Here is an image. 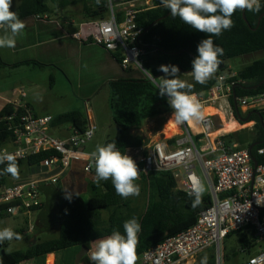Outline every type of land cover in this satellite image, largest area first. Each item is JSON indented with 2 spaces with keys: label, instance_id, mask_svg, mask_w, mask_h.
<instances>
[{
  "label": "trees",
  "instance_id": "trees-1",
  "mask_svg": "<svg viewBox=\"0 0 264 264\" xmlns=\"http://www.w3.org/2000/svg\"><path fill=\"white\" fill-rule=\"evenodd\" d=\"M54 3L59 9L80 3L84 23L92 19H106L108 15V0H100L99 3L97 0H54ZM52 12H54L53 9L42 0H22L17 15L19 18L30 15L43 17L50 16ZM244 14L246 19H244ZM231 19L234 26L230 30H224L221 35L211 37L214 45L224 50V54L220 57L222 62L220 68L222 69H218L216 76H225L226 84L234 83L229 103L236 120L244 125L243 120L252 114L248 123L255 122V125L253 131L245 128L224 135L223 140L229 146L237 142L241 149L263 142L254 147L252 154L259 164H264V155L257 153L258 149L264 147V128L260 120L263 113L257 115L248 111L247 115H244L239 102L240 98L264 93V3L261 4L258 13L238 10ZM137 24L145 31L140 40L143 66L145 70L151 71L154 77L165 75L158 70L161 65L177 66L180 73L191 72L192 61L198 56V45L204 39L209 38L208 34L194 30L179 17L173 18L170 10L163 7L160 0H155L153 8L138 15ZM255 54H263V56L245 66L236 75L229 69L230 60ZM115 56L121 63L123 53L117 51ZM0 64H3L1 57ZM26 64L44 66L36 61ZM187 84L192 85L189 94H195L201 98L217 84V79L213 78L204 85L197 82ZM108 86L109 107L113 115L116 134L107 138L104 146L114 143L117 150L125 155L130 149L145 147L146 139L134 134L133 131L141 129L149 119L173 113L174 110L168 103V97L161 96L158 86L147 76L141 79L114 80L109 82ZM184 91L189 90L185 88ZM12 111L13 108L8 107L0 112V153L1 149L14 139L11 130L12 122L6 118L13 114ZM21 112L22 109L18 108L14 113ZM67 124H72L74 129L82 133L89 127L87 116L79 111L67 112L54 117L51 126L61 127ZM51 154L42 152L26 160L17 161L20 174H24L23 168L39 166ZM5 167L6 163L0 164V172ZM9 177H11L10 174H0V187L9 186L7 184ZM134 183L139 185L140 191L144 194L143 208L135 204L132 197L124 199L118 196L111 179L101 180L99 184L93 183L92 196L88 200L77 194L71 195L69 200L66 198L67 195L60 191L58 236L51 240L38 242L26 251L9 252V241H4L0 243V246L4 247L6 255L0 258V264H23L31 260L38 261L49 254L70 248H78L81 251L83 246L93 251L95 249L93 242L107 238L114 231L126 235L123 225L133 218L141 225L136 246V256L139 259L146 251L192 227L199 213L208 209L212 204L211 196L200 195L199 203L194 207L196 196L179 190L178 183L170 171L143 173L140 180ZM45 206L46 203H43L42 207L31 211H40ZM7 208L8 206L0 208V221L11 217ZM14 232L21 237L26 231L20 229ZM233 236H236L242 251L250 252L251 248L256 246L254 232L251 230L231 233L227 238ZM236 254L237 252L234 256ZM200 257L202 258L201 264H216L214 254L200 255ZM86 261L87 257H84L81 262L86 263Z\"/></svg>",
  "mask_w": 264,
  "mask_h": 264
},
{
  "label": "built area",
  "instance_id": "built-area-1",
  "mask_svg": "<svg viewBox=\"0 0 264 264\" xmlns=\"http://www.w3.org/2000/svg\"><path fill=\"white\" fill-rule=\"evenodd\" d=\"M115 1L108 0L106 19L89 20L82 24V28L88 31L93 43L113 53L121 51V64L125 69L135 66L146 75L140 48L145 31L138 26L137 17L153 8L155 0H120L119 5L114 4ZM263 3L264 0H260V4ZM43 18L48 19V16ZM81 36L79 32L75 38L81 39ZM225 79L217 82L203 97H197L200 105L215 103L224 97L229 101L234 83L226 84ZM239 102L248 111L263 113L264 125V93L240 98ZM20 109L21 113L6 117L12 122L14 139L1 149V153L15 154L16 161H22L47 152L52 154L37 167L64 171L73 163H81L85 173L95 170L93 152L86 151L88 143L94 139L95 127L90 126L83 133L74 129L69 138L60 139L49 131L52 117H37L27 106ZM231 116L234 117L233 110ZM197 122L199 133L186 122L180 124L182 132L177 137L130 149L126 153L138 166L139 180L143 173L170 171L178 189L189 195L195 196V188L202 187L203 180L211 188L212 204L199 213L196 223L146 251L142 256L143 264H186L213 248L218 264L221 247L227 237L231 233L249 230L254 232L259 250L246 264H264V164L256 166L248 148L227 145L223 135L216 130L214 115H205ZM257 153L264 155V147ZM59 180L60 176L56 175L0 187V208L8 206L10 215L40 208L43 205L41 186L45 183L57 184Z\"/></svg>",
  "mask_w": 264,
  "mask_h": 264
},
{
  "label": "crops",
  "instance_id": "crops-1",
  "mask_svg": "<svg viewBox=\"0 0 264 264\" xmlns=\"http://www.w3.org/2000/svg\"><path fill=\"white\" fill-rule=\"evenodd\" d=\"M20 5L21 1L18 3L17 11H14L17 14L19 13ZM57 9L58 11L61 10L59 8L53 9L54 12H52L50 16L48 15V19L43 17L38 18L39 15H30L19 18L26 24V27L22 35L16 37V46L14 48H0V57L3 62V64H0V68L2 70H13L17 72V75L22 71L30 73V79L25 78L24 82H19L18 80L15 81L12 86L11 98L5 96L3 91L0 90V112L4 108L12 107V112L14 113L16 109L27 106L37 117H56L54 112H36L34 109L33 101L36 100L34 95L39 90L41 84H47V80L40 78L34 79L32 74L34 72L44 73L49 71L52 85H50L48 90H54V92H56L61 98H65L66 96L69 99V106L65 107L66 112H60V114L72 111L84 113L83 110L85 107L92 105L93 108L86 112L87 115L85 113L84 114L88 116V126L95 127L96 133L97 128L101 129L103 125L101 126L99 122L102 120V117L95 112L94 104L99 99V96L107 90V108L110 110V91L108 83L122 78L141 79L145 77V74L135 66L125 69L119 60H117L115 56L116 53L110 52L91 41L88 31L85 28H82V24L84 23L83 19L80 20L81 26L80 29H78L73 26L74 21L76 20L71 18L69 15L62 16ZM79 32L82 33L81 39L75 38V35ZM248 57L249 56L246 58ZM35 61L42 63L44 66L38 67L32 64H26L27 62ZM253 61H249L247 65ZM229 69L234 75L239 72L234 71V69L230 66ZM188 73L184 74L192 77ZM56 81L60 84L59 90L53 86V84H56ZM97 104L100 107H103L104 102L100 103V101H98ZM58 105L64 106V100L59 101ZM209 108L213 109V106L205 108V111ZM205 111H202L203 114ZM216 111L222 113L219 110ZM254 113L258 115L257 112ZM60 114H57V116ZM110 118L114 123L111 110ZM246 119L243 121H246ZM190 123L196 127V133H199L200 128L198 127V122L194 120ZM252 124L255 125V122H252ZM73 130L74 128L72 124H67L61 127L50 126L49 131L57 138L67 139L70 137ZM229 132L232 133L237 131L232 130ZM227 134L222 135L224 136ZM234 145L240 146L237 142H235ZM87 147L86 151H95L90 150ZM247 148L249 149L250 147ZM56 175L60 176V180L57 184L45 183L41 186V196L44 195L47 202L46 206L40 210L42 213L40 214L37 223L35 225L31 224V228L27 231L25 230L26 232L20 237V239H16V241L26 240L30 243L26 250L33 247L38 242H42L41 235L43 233L53 229L54 231L55 229H59L57 218L59 212L58 206L61 200L60 191H62L64 195L77 194L84 197V194H87L89 198L92 196L91 186L96 182L95 170L92 173H85L81 163H73L64 171L58 168L49 170L39 167L26 168L24 174L22 173L19 178L12 181V183L8 185L11 186L32 180L49 179ZM17 216L18 215H11V217L1 220L4 224L0 227V229L13 228L12 230L15 231V227H11L8 220ZM23 216L27 217L28 222L30 223L29 213H25ZM8 243L10 246L11 242ZM79 252L80 250L78 248H70L64 251L49 254L45 258L38 261L31 260L23 264H76L75 260ZM85 257H87L86 263L80 262V264H94L89 254ZM136 264H143V259H137Z\"/></svg>",
  "mask_w": 264,
  "mask_h": 264
},
{
  "label": "clouds",
  "instance_id": "clouds-1",
  "mask_svg": "<svg viewBox=\"0 0 264 264\" xmlns=\"http://www.w3.org/2000/svg\"><path fill=\"white\" fill-rule=\"evenodd\" d=\"M100 0H97L99 3ZM13 0H0V48H14L16 37L22 35L26 24L21 21L16 12L12 11ZM163 7L171 12L173 18L179 17L186 25L194 30L208 34L198 45V56L192 61L190 74L194 80L204 85L209 80L216 78L218 83L224 80V76L217 77L220 68V57L224 54L223 48L214 45L212 36H219L224 30H230L234 26L231 17L236 11H252L258 13L261 9L260 0H160ZM165 75L155 78L151 71L144 70L151 78L158 81L161 96L167 95L168 103L174 110L169 122L177 125L200 121L203 119L201 105L195 94H189L191 84H186L180 79V69L174 65H161L158 69ZM187 88L189 91H184ZM95 164V178L97 184L101 180L111 179L116 194L124 199L139 196L140 187L136 183L140 171L136 162L129 156L117 150L114 143L106 146L97 145L91 154ZM6 167L0 174H10L18 177L19 169L16 155L12 153H0V164ZM202 187L195 188L194 207L199 203ZM71 199V195L66 196ZM9 211H12L11 209ZM126 235L114 231L105 239L93 242L95 250L89 255L94 264H136V246L141 225L133 218L123 225ZM20 239V236L11 228L0 229V243Z\"/></svg>",
  "mask_w": 264,
  "mask_h": 264
},
{
  "label": "rangeland",
  "instance_id": "rangeland-1",
  "mask_svg": "<svg viewBox=\"0 0 264 264\" xmlns=\"http://www.w3.org/2000/svg\"><path fill=\"white\" fill-rule=\"evenodd\" d=\"M22 2V0H13L12 3V11H17L18 9V3ZM45 3H47L50 8L55 9V3L53 0H42ZM120 0H116L114 2V4L119 5ZM80 4V3H79ZM70 5L66 8H61V10L57 11L63 15H69L71 16V18H73L74 20V27H77L78 29H80L81 26V21L82 18V5ZM118 9V8H116ZM263 54H255V55H250L248 58L246 57H240V58H235L232 59L228 62V65L234 69V71H240L244 66H246L249 61H253L255 59H258L259 57H262ZM33 78L34 79H45L47 80V84H41L39 90L37 91V93H35V101L34 102V109L36 112L39 111H49V112H54L55 116H57V114H60V112H66V108L69 106V99L68 97L65 96V98H61L56 92H54V90H48V88L50 87V85H52L51 80H50V76H49V71L44 72V73H39V72H34L33 74ZM186 77V78H183ZM25 78L30 79V73L29 72H20V74L17 75V72L13 71V70H2L0 68V90L3 91L4 95L7 96L8 98L12 97V86L15 83V81H19V82H24ZM180 79L182 81L185 82L186 80V84L188 82H196L194 80L193 77H189L184 73H180ZM54 87H56L58 90L60 89V84L56 81V84H53ZM31 98V97H30ZM207 98V97H206ZM210 98V97H208ZM64 100V106H59L58 102ZM98 101H100V103H103V107H100L97 103ZM210 106H213V109H207L205 111V108H208ZM93 106L89 105L88 107H85V109L83 110V112L87 115V111L92 109ZM219 110L220 113H213V110ZM201 109L202 111H205L207 113L203 114V117L207 114V115H214L215 116V120H216V130L217 132H221L222 134H227L230 133L229 131L235 130L237 127L238 130L247 128L249 129V131H253L254 129V124H252V122L248 123V120L244 121L243 123H245L244 125H242L239 121L236 120L235 116L232 117L231 116V111L233 110L229 104L228 98L224 97L221 98V100H216L215 103H207V104H201ZM94 110L96 113H98L100 115V117H102V120L99 121L102 128L99 129L97 128L94 139L88 143V149L90 150H96L97 145H101L104 146V143L106 141L107 138L114 136L116 134V128L114 123L112 122L111 118H110V110L109 108H107V90L103 92V94H101L99 96V99L97 100V102L94 104ZM241 110L243 112L244 115H247L248 110L245 108L241 107ZM108 113V114H107ZM234 114V112H233ZM173 113L171 114H167V115H163L161 117H157V118H153V119H149L147 120L141 129L133 131L134 134L140 135L142 137H144L147 141V145H150L151 143H155L157 141L160 140H168L170 138L173 137H177L178 134H180L182 132V127L180 125H178V129L176 133L171 132H166L167 127L169 125V121L172 118ZM225 117V120L223 119V117ZM88 117V116H87ZM227 118V119H226ZM246 119V118H245ZM228 123H232L233 124V128L231 130H227V131H223L222 129H224V124L225 122ZM238 125H237V124ZM187 124L189 125V127L191 129H196V127H194L190 122H187ZM166 132V133H165ZM169 133V134H168ZM146 152V149H144ZM23 172L26 171V168L22 169ZM21 172H19L18 177H9L7 179V184H11L12 181L16 180L17 178L20 177ZM202 188H203V192L201 193V195H209L211 196V188L209 186V184L206 182V180H203L202 183ZM84 197L86 200H88L89 196L87 194H84ZM133 201L135 204L139 205L141 208L144 207L145 205V197L144 194L140 191L139 196H132ZM41 200L44 201L45 203L47 202L46 197L43 195L41 196ZM43 202V203H44ZM42 212L41 211H30L29 215H30V223L28 222V218L23 216V214H25V212H22L20 214H18L17 217L13 218V219H9V225L12 227L14 226L16 230H20V229H25L26 231L31 228L30 225L33 224L35 225L40 217V214ZM53 223V222H52ZM3 221H0V227L3 225ZM13 229V228H11ZM59 234V229H54L51 231H47L45 233H43L41 235V241H47V240H51L54 239L58 236ZM11 244L9 246V251H13V250H26L29 247V242L26 240H22V241H16V239H13L12 241H10ZM258 246H255L253 248H251V251H242L241 246L239 244V242L237 241L236 236L227 238L224 243L222 244L221 247V260L218 261V264H246L249 259L251 257H253L254 255H256L258 253ZM237 252V254L234 256V253ZM210 254H214L216 256L215 253V249H210L204 253H202L201 255H210ZM201 260L202 258L199 256L195 259H192L190 261H188L186 264H201ZM216 264H217V256H216Z\"/></svg>",
  "mask_w": 264,
  "mask_h": 264
},
{
  "label": "water",
  "instance_id": "water-1",
  "mask_svg": "<svg viewBox=\"0 0 264 264\" xmlns=\"http://www.w3.org/2000/svg\"><path fill=\"white\" fill-rule=\"evenodd\" d=\"M244 19H246V18H245V14H244ZM223 66H224V65H223ZM219 69H222V67L219 68ZM145 76H147V77H148L153 83H155L156 85H158V81L153 80L149 74L146 73ZM159 77H160V76L155 77V78L159 79ZM166 96H167V95H166ZM168 99H169V98H168ZM258 115H259V114H258ZM250 116H251V115H249V117H250ZM249 117H248V118H249ZM246 120H248V119H246ZM260 120H261V124H262V126H263V128H264V125H263V123H262V117H260ZM262 143H263V142L253 144V145L249 148L250 151H252L256 145H261ZM254 163H255V165L257 166L258 162L256 161V159H254ZM89 252H90V249H89L88 247H86V246H83L82 249H81V251L79 252V254H78L77 257H76L75 263H76V264H80V262L82 261V259H83L85 256H87V255L89 254ZM5 255H6V251H5L4 247H3V246H0V258L4 257Z\"/></svg>",
  "mask_w": 264,
  "mask_h": 264
},
{
  "label": "bare ground",
  "instance_id": "bare-ground-1",
  "mask_svg": "<svg viewBox=\"0 0 264 264\" xmlns=\"http://www.w3.org/2000/svg\"><path fill=\"white\" fill-rule=\"evenodd\" d=\"M210 109V108H209ZM207 110V109H206ZM207 113V112H205ZM213 113H217L216 110H213ZM219 113V112H218ZM221 114V113H220ZM207 115V114H206ZM224 117V116H223ZM224 119V118H223ZM227 119V118H226ZM225 122V121H224ZM169 125L167 127V130L166 132H169L170 131V134L172 132L173 133H176L177 132V129H178V125L174 122V121H171V122H168ZM233 128V124L232 123H228V122H225L224 124V129H222L223 131H227V130H231ZM165 132V133H166ZM169 134V133H168Z\"/></svg>",
  "mask_w": 264,
  "mask_h": 264
}]
</instances>
